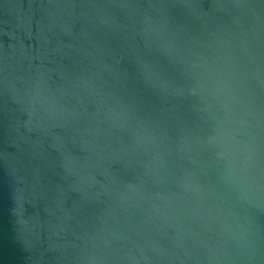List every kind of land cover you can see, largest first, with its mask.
I'll list each match as a JSON object with an SVG mask.
<instances>
[{
    "label": "water",
    "instance_id": "95a60500",
    "mask_svg": "<svg viewBox=\"0 0 264 264\" xmlns=\"http://www.w3.org/2000/svg\"><path fill=\"white\" fill-rule=\"evenodd\" d=\"M0 264H264V0H0Z\"/></svg>",
    "mask_w": 264,
    "mask_h": 264
}]
</instances>
